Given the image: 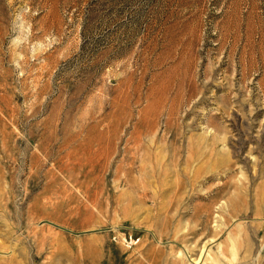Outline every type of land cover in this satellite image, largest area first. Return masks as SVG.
<instances>
[{"label":"rangeland","instance_id":"obj_1","mask_svg":"<svg viewBox=\"0 0 264 264\" xmlns=\"http://www.w3.org/2000/svg\"><path fill=\"white\" fill-rule=\"evenodd\" d=\"M0 264H264V0H0Z\"/></svg>","mask_w":264,"mask_h":264}]
</instances>
